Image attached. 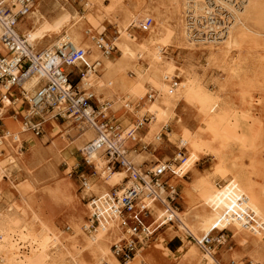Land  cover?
Returning <instances> with one entry per match:
<instances>
[{"label": "bare ground", "instance_id": "6f19581e", "mask_svg": "<svg viewBox=\"0 0 264 264\" xmlns=\"http://www.w3.org/2000/svg\"><path fill=\"white\" fill-rule=\"evenodd\" d=\"M99 4L101 3L99 2ZM12 5H15L12 11L16 12L19 5ZM169 5H172L179 18L183 19L186 29V32H183L185 37L191 38L189 37L191 36V28L199 29V26L203 28L197 30L199 38L194 37L188 40L186 49L190 51L197 48L194 45L196 43H198V48H206V68H214L225 74L226 84L231 85V87H239L237 81H243L247 74L249 75L247 73L249 69L246 71L247 61L245 59L247 55L233 62H228V58L233 52L241 51L240 44H246V48L250 49L247 54L250 51L264 52V0H170ZM86 6L93 10L92 1H88ZM216 7L225 9V12H228L231 19L228 25L221 27L216 24L218 22L208 24L206 21L207 15H216L215 11H218V13L221 11L216 10ZM59 11L61 12L60 16L50 22L34 8V11L23 18V20L29 22V28L24 29L18 23L16 26L17 31L14 32L15 39L22 41L21 37H23L33 51H36V46L44 47L48 40L53 37H56L58 41L51 47L46 46L45 49H42L43 51L52 50L54 47L66 43L71 44L76 49L86 51L87 61L89 64L95 63L96 66L94 70L85 73L78 86L83 90L89 89L97 96L106 95L105 99L112 102L113 105H110L104 99L101 100V103L107 102L110 107H116L120 102L118 100L112 101V89L125 92L135 99L143 101L148 94L146 86L153 87L155 100L149 107L152 119L151 121L148 120V128L151 134L152 132L155 133V136L158 135L160 126L171 119L174 104L179 100L184 102L200 116L201 130L212 138L215 145L210 149L201 144L203 134L188 133V135H184L189 160L188 163H183L180 170L187 169L192 154L202 153L213 158L214 165L217 168H229L226 170L225 184L221 190L216 188L213 182L207 186L198 179L194 180L188 191L185 192L184 200L189 205L191 212L196 211L198 213L190 216L189 212L186 216L180 217L178 211L174 212L176 218L174 225L178 224L179 231L188 237L192 236L202 248H204L203 239L209 237L214 231L229 232L232 238L251 241L255 246L262 243L264 240V183L258 184L253 178L257 175L255 164L251 165L250 171H248L243 167L241 159L233 154L236 149L244 153L252 148L260 130V125L264 122L261 111L262 104L250 100L240 87L238 103L236 104L235 101L226 96L227 89L224 88V85L214 81L212 86L216 87L217 90L212 92L207 89L206 81L200 79L193 70L190 71L185 82L176 83L173 86L174 77L172 78L166 74L162 69L163 67L161 68L163 66L161 60L162 47L158 33L151 30V37L148 39L147 46L139 49L134 47L132 39L129 38L127 31L130 29L131 24L141 25L149 16L145 10L137 14H126L122 21L123 27L117 33L119 36L112 40V46L120 54L121 59L132 63L129 68L132 77L129 76V72L125 71V65L118 62L117 66H114L111 59L103 55L93 43L92 46L85 44L86 39L80 28H78L82 22L80 16L76 18L74 17L76 14L70 15L68 10L63 7ZM221 16L222 14H220ZM70 17L75 18L74 22L69 27H65V23ZM187 17L192 19L188 20ZM196 17L201 18L199 22L197 19L195 21L194 18ZM222 17L229 21L226 16ZM202 20H205V22H202ZM188 21L195 22L190 23ZM162 24L166 23L163 19H158L157 25ZM246 39L247 41H245ZM0 52L3 55L6 54L2 45H0ZM145 59L148 61L147 67H144L141 63ZM97 67H103L107 71L104 78L96 75ZM37 83L38 78L32 76L24 80L21 85L25 91L32 94ZM7 102L9 103L5 100V103ZM125 107L126 109L132 108L128 105H125ZM107 109L104 106L102 107V112L105 115ZM4 111L5 108L2 112L5 113ZM26 114L25 111L23 115ZM146 114L148 112L142 116L137 125L144 123L143 117ZM49 119L54 121V114L45 116L43 124ZM67 124L68 128L73 124L79 129V136L75 144H68L62 152L58 151L64 163L70 165L74 153L81 154V156L86 153L88 144L94 139V132L84 123H75L69 119ZM137 130L139 129L137 128ZM9 137H13L14 141L17 142L16 147L12 148V154L18 161L21 157L19 153L21 141L18 136L7 133L4 134L6 143ZM118 140L120 143L122 142L125 149L124 144L127 140L124 135H120ZM3 144L4 142L0 146ZM67 148H71V151H66ZM101 156H103L102 151L91 152L89 155V161L92 162L101 181L99 188L96 190L97 197L107 196L112 191L120 196L125 189L133 185V182L127 178L126 173L123 171H110L106 166V160L104 161ZM179 158L181 157L179 156ZM3 167L0 166V186L4 183V179L10 180V173ZM12 168L18 169L19 167L15 163ZM176 169L175 167L171 168L173 171H176ZM182 175V172H179L178 176ZM177 178L181 179L180 177ZM21 203V206L17 207L8 206L6 214L8 216L18 215L23 219L28 216L29 223L25 220L22 225H17L15 221L0 219V264H82L80 251L75 247L73 235L63 236L62 233L54 230L33 211L29 200L23 196H21ZM100 204V202L95 201L97 208L94 209L93 205L91 207L87 206V208L92 216L95 213L103 214L105 220H100V226L95 228L97 234L94 238L84 236L87 239V247L106 259L108 257L104 246L107 240L106 237L111 230L120 232L116 228V223L108 220L105 216L106 211H108L107 207H101ZM157 214H160L159 217L162 215L161 211H157ZM34 225L38 226L39 232L34 231L32 228ZM86 229L85 226L83 230ZM173 231L176 232V230ZM122 238L123 236L120 233L118 240L120 241ZM22 251L28 254L25 255ZM214 255V252H209L201 258H197L196 264H203L204 258L209 261L207 264H218L213 259ZM231 255L232 258L229 264H242L237 255ZM139 257V253H136L125 264H133L139 260ZM251 262L253 263V261ZM107 263L110 264L111 261L108 260Z\"/></svg>", "mask_w": 264, "mask_h": 264}, {"label": "rangeland", "instance_id": "374dc122", "mask_svg": "<svg viewBox=\"0 0 264 264\" xmlns=\"http://www.w3.org/2000/svg\"><path fill=\"white\" fill-rule=\"evenodd\" d=\"M88 1L93 2V10L86 6ZM169 1L35 0L32 11L36 8L50 22L60 16L61 12L59 10L61 7L67 9L70 15L76 14V16L74 15L76 18L80 16L82 22L78 28H80V31L86 39L85 44L92 46L93 43L97 48L96 44L101 40L100 38H104L106 43L112 44V40L119 36L117 33L123 27L122 21L126 14H137L145 10L149 14L147 19H152V25L148 28V31L141 32L139 30L141 25L138 24L137 26L136 23L131 24L133 27L130 26V29L127 31L135 48L146 47L148 39L151 37V30H155L160 36L162 47L161 60L163 66L161 68L163 67L162 69H164L165 73L172 78H178L177 83L185 82L190 71L193 70L200 79L204 80V82L206 81L207 89L212 92L217 90L216 87L212 86L214 81L224 85V88L227 89L226 96L232 101H235L236 104L238 103L240 87L250 100L262 104V119H264V52L250 51L247 54V51L250 49L246 48V44H240L241 51L237 53L233 52L228 58V62L237 61L247 55L245 61H247L246 71L249 69L247 71L249 75L247 74L243 81H237L239 87H231V85L226 84L225 74L218 72L214 68H206V48H198V43H196L194 45L197 48L190 51L186 49L188 40L198 37L197 34L199 32L197 30L203 28L201 26H199V29L191 28V32L194 30L197 34L193 36V33H191V36H189L191 37L190 39L185 37L183 34V32H186L184 21L179 18L174 7L169 5ZM215 9L221 10L219 11L220 13L215 11V17L219 22L216 23L217 25L223 26L220 23V19H223L222 16H226L229 20L228 22H231L228 12H225V9H221L220 7H216ZM220 14H222L221 17ZM74 17H70L68 19L69 22L66 21L65 27L73 24ZM158 19H163L166 24L157 25ZM202 22L205 21L202 20ZM19 25L24 29L29 28V22L27 20H23ZM56 41L58 39L53 37L48 40L44 47L36 46L35 50L41 51L46 46L51 47L55 45ZM108 57L114 66H117L118 62L125 65V71L129 72V76L132 77V73L129 70L132 63L123 61L117 50L112 52ZM147 62V59L143 60V62L141 61L144 67H147ZM106 74L107 71L103 67H97L96 75L98 77L104 78ZM146 88L148 90L147 96L149 94L153 96L151 100H147L146 96L143 101H139L125 92L112 89V101H120L119 103L117 102L116 107H110L113 103L105 99L106 95L94 96L100 104H102V99L110 103L106 115L115 117L121 125L123 131L120 135L123 134L127 140L124 144L125 149L132 150L139 141V146L133 149L135 152L131 151L128 153L130 160L138 169H142V171L152 169L157 162L160 164L162 162H169L171 168H177L176 171L172 170L173 176H169L168 183L176 187L180 195L177 201L178 215L184 217L190 212V216H193L198 212L190 211L189 205L184 200L185 192L188 191L195 179L204 182V185L207 186L213 182V185L221 190L225 184L226 170L229 168H217L214 165L213 158L207 155L205 156L202 153L192 154L187 167L188 170H180L183 163H188L189 160L184 135L186 136L188 133L203 134L201 136V144L210 149L215 145L212 138L201 130L200 116L197 112L180 100L174 104L171 119L164 122L160 126V129H158V135L155 136L154 132L152 134L149 132V122H146V125L140 131L137 130L136 124L146 112L150 116L146 114L144 117L149 121L152 119V113L149 107L155 100V90L148 85ZM125 105L132 108L126 109ZM9 106L10 103L8 102L4 104L5 111L8 110ZM17 107L19 108V113L22 115L27 110L26 105L18 104ZM4 119L8 133L12 136H18L21 141L19 147L21 157L17 161L16 157L12 154V148H15L17 145L13 137H9L8 142H4L0 146V166H4L3 168L7 169L10 173V180L4 179V183L0 186V219L15 221L17 225H22L25 220L29 223L28 216L26 219H23L18 215L8 216L6 214L8 206H21V196H23L29 200L33 211L54 230L59 231L63 236L73 235L75 247L80 251L82 264H108V260L111 261L110 264H123L118 261L111 249L114 241H119L120 233L117 231L111 230L104 243L108 260L101 255H97L87 247V239L84 235L91 239L94 238L97 234L95 228L100 226L99 222L96 225L94 224L93 228H89L92 214L87 206H92V203H90L91 198L97 197L96 190L99 188L101 181L93 167L89 168L85 166L83 155L74 153L71 164L66 165L61 154L58 152H62L68 144H75L79 136L77 126L72 124L68 128V119L59 118L54 121L49 119L44 124V121L42 122V135L35 137L30 132L24 131L25 128L21 126L22 119L20 116L18 119L7 116ZM129 130H132L133 133L131 137L127 136ZM161 134L167 135L166 138L161 137L160 139ZM141 146L145 148L142 149L140 148ZM66 151H71V148H67ZM180 151L182 152L181 158H179ZM233 154L241 159L243 167L248 171H250L251 165L255 164L257 175L253 176V178L258 184L264 183V122L260 125V130L257 133V138L252 148L244 153L236 149ZM101 157L105 161L104 157ZM182 158L184 159L183 161ZM47 160H52L58 167L61 172V177L55 181L40 184L34 180L32 170ZM15 163L19 167L18 169L12 168V165ZM179 172H182L183 175L178 176ZM84 184H86V187ZM85 226L87 229L84 231ZM32 228L36 233L39 232L37 225L32 226ZM173 230H176V232ZM208 238L211 239V244L204 245V248H202L192 236L188 237L181 233L178 229V224L174 225L173 223L172 225H168L162 232L156 234L154 239L136 252L139 253L140 257L133 264H196L197 258H201L209 252H214L213 259L218 264H229L232 258L231 254L237 255L242 264H264V240L258 246H255L251 241L232 238L229 232L217 231H214ZM22 252L25 255L28 254L25 251ZM208 262L207 258H204L202 261L203 264H207Z\"/></svg>", "mask_w": 264, "mask_h": 264}, {"label": "built area", "instance_id": "2783aa9c", "mask_svg": "<svg viewBox=\"0 0 264 264\" xmlns=\"http://www.w3.org/2000/svg\"><path fill=\"white\" fill-rule=\"evenodd\" d=\"M12 4L19 5L16 12L12 11L15 6ZM34 4L35 0H0V45L6 51L5 55L0 52V144L5 142L6 127L3 119L6 116L16 119L20 116L25 131L35 137L42 135V122L49 114H54L55 119H70L90 127L94 139L83 154L85 166L93 167L89 161L91 152L102 151L107 168L113 172H125L133 182L120 196L112 191L107 196L92 197L90 202L94 209L97 208L95 201L100 202L101 207H107L105 216L116 223L123 238L114 241L111 249L118 261L124 264L159 231L175 222L174 212L178 211L180 195L176 187L168 183L169 176H173L171 164L157 162L152 169L142 171L130 163L128 153L139 146V141L132 150L124 149L118 140L123 131L121 125L115 117L102 112V107L108 108V103L100 104L89 89L83 90L78 86L85 73L94 70L96 66L95 63L89 64L86 51L76 49L69 43L52 50L33 51L23 37L22 41L15 39L16 26L32 11ZM194 19L199 22L200 18ZM206 21L208 24L218 22L215 15H209ZM220 23L224 27L229 22L220 19ZM151 25L152 19H146L139 30L147 32ZM191 33L193 36L197 34L194 30ZM100 39L97 48L103 55L110 56L116 49L111 43H106L104 38ZM32 76L38 78V83L34 92L28 95L21 84ZM178 80L174 78L173 86ZM152 97L149 94L146 99L151 100ZM5 100L9 101L10 106L3 113ZM18 104L27 106L26 115L18 112ZM143 122L136 124L139 130L148 122L147 118L143 117ZM132 134V130H129L127 136L131 137ZM161 137L166 138L165 135ZM32 176L36 182L43 184L60 178L61 172L52 160H47L33 168ZM157 211H161V217ZM100 220H105L104 215L95 213L91 216L89 228H93ZM202 244L210 245L211 239L205 237Z\"/></svg>", "mask_w": 264, "mask_h": 264}, {"label": "crops", "instance_id": "0c3cea01", "mask_svg": "<svg viewBox=\"0 0 264 264\" xmlns=\"http://www.w3.org/2000/svg\"><path fill=\"white\" fill-rule=\"evenodd\" d=\"M44 49H45V48H44ZM26 95H27V94H26ZM18 112H19V111H18ZM4 120H5V119H4ZM4 124H5V123H4ZM7 133H8V130L6 129V133H5V135H6ZM128 150H131V149H128ZM130 152H131V151H130ZM132 153H133V152H132ZM129 158H130V157H129ZM66 165H67V164H66ZM136 167H137V166H136ZM164 229H165V228H164ZM164 229H162V230L159 231V232H162ZM109 231H110V230H109ZM159 232H158V233H159ZM158 233H157V234H158ZM155 236H156V235H155ZM153 239H154V238H153ZM167 248H168V246H167Z\"/></svg>", "mask_w": 264, "mask_h": 264}]
</instances>
